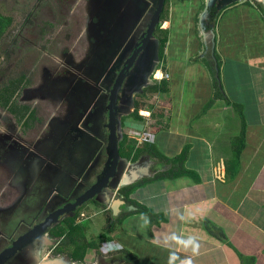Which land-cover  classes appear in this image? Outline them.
Listing matches in <instances>:
<instances>
[{
    "label": "flooded vegetation",
    "instance_id": "obj_1",
    "mask_svg": "<svg viewBox=\"0 0 264 264\" xmlns=\"http://www.w3.org/2000/svg\"><path fill=\"white\" fill-rule=\"evenodd\" d=\"M159 1L0 0V14L11 20L0 40V232L2 226L12 227L23 238L18 264L72 262L64 251L71 249L65 244L71 222L83 227L96 216L92 208H98L115 223L130 209L121 195L124 188L116 191L130 169L120 150L117 173L124 169L122 175L75 212L70 207L112 174V100L121 121L118 138L124 139L126 121L136 110H149L139 98L158 85L164 57L158 33L168 0L150 32ZM17 6L20 12L9 15ZM54 9L61 17L58 34ZM44 11L47 20L41 17ZM67 26L71 29L63 31ZM142 159L151 163L148 177L158 174L159 162ZM113 193L127 203L119 217L110 210ZM32 235L43 240L34 246L27 241ZM0 242L6 243L1 235ZM109 254L105 260L96 252L92 264H125L118 253Z\"/></svg>",
    "mask_w": 264,
    "mask_h": 264
},
{
    "label": "crops",
    "instance_id": "obj_2",
    "mask_svg": "<svg viewBox=\"0 0 264 264\" xmlns=\"http://www.w3.org/2000/svg\"><path fill=\"white\" fill-rule=\"evenodd\" d=\"M195 1L191 14L196 15L192 25L197 31V56L208 59L214 73V55L217 51L223 63L222 81L231 100L228 103L220 99L222 101L217 100L209 107L207 103L191 121L183 120L186 109L175 106L178 122L195 123L198 120V128H194L196 125L190 126L191 130L188 131L184 127L160 126L162 130L157 137L155 135L154 140L160 151L166 149L172 152L175 149L180 152L186 144H190L186 167L192 175L174 181L152 182L131 197L159 218L152 223L147 216L131 215L120 229H115L116 233L112 235H115V239L121 234L127 238L129 245L134 242L138 244L127 255H121L123 251L119 252L118 249V257L127 260L125 264H168L170 254L176 257L174 264H182L189 256L193 264H247L246 260L250 258H256V264H264V63L259 65L260 56L254 57L253 52L248 53V48L253 51V45L250 44L252 34H256L257 40L262 39L263 8L259 7L257 0L234 3L224 7L220 18L216 20V8H212L207 15L203 13L208 3L218 6L222 0ZM227 14L233 16L228 23L229 29L224 25ZM180 24L192 26L186 21ZM171 26V20L167 19L163 22V31H170ZM214 26L217 35L215 53ZM233 27L240 28L242 32L241 36H234L240 46L243 45L241 57L223 49L225 35L234 33ZM168 47L169 43L165 54ZM189 62L186 61L187 66ZM187 66L179 70L178 77L183 78L182 73ZM175 87L179 92L180 87ZM216 90L213 85L211 97L216 95ZM178 95L184 96L183 92ZM231 102L244 105L257 121L254 127L260 129L258 133L248 134L247 148L241 160L237 159L233 148L238 133L233 131L230 124L237 118L234 111L238 109ZM164 112L169 114V108ZM249 118L251 121V116ZM235 125L237 128L236 122ZM134 211L129 209L126 213ZM209 229L213 233H209ZM190 236L195 237L200 245L195 256L190 249L184 250L181 243ZM119 245L122 246L121 243ZM64 251L71 257V264H88L92 259L90 253L79 250L75 255L79 260L76 262L72 259L69 247H65ZM242 257H245L244 262ZM66 261L70 259L58 263L65 264Z\"/></svg>",
    "mask_w": 264,
    "mask_h": 264
},
{
    "label": "rangeland",
    "instance_id": "obj_3",
    "mask_svg": "<svg viewBox=\"0 0 264 264\" xmlns=\"http://www.w3.org/2000/svg\"><path fill=\"white\" fill-rule=\"evenodd\" d=\"M194 2L196 1L195 0H174V1L168 0L167 9H166L165 15L163 16V20L170 19L172 22L171 29L167 33L169 47L167 49L166 54H164V57H163L164 63H165L164 71L170 75L169 80H166L167 82H165L164 84V85L167 84L168 92L167 93L150 92L147 94L148 96L146 95V97L145 96L140 97L139 101L144 106V108L149 109L152 112L142 110L139 114L144 117V120L141 122L139 121L138 123L129 117L126 121L128 128L127 130L126 129L123 130L126 135H129V137L134 138L138 141V147L140 148L143 147L144 145L143 143L146 141L147 142L149 141L150 143H154L155 145H157L154 142L155 135L157 137L158 132H160L158 131V129L162 130L161 127L164 128L165 126L166 128H169L168 125L171 126L172 128H174V126L184 127L185 130H188V131L191 130L190 126L196 125L194 128H198V125H199L198 120L195 123L194 122L193 123L178 122L177 118H175L177 116V112L175 111L174 113L175 106L179 105V108L186 109V111L183 114V120L191 121L193 120L192 118L197 113H199L202 110V108L208 103V101L214 96H216L214 95L213 97H211L210 95L211 88L213 87V85H215V76L213 73V69L210 68V62L208 59H204V58L201 59V55L197 56V53H196L195 43L197 40V31L194 25H192V23L195 22L196 20V15L191 14L194 11L191 8L194 5ZM17 8H19L18 11L10 10L8 14L15 15L18 12H20L21 10L20 7L17 6ZM0 9H1V6H0ZM3 10L7 13L6 8H3ZM44 13L45 11L42 13L41 17L43 20H47V16ZM55 15H56L55 32L56 34H58V29H61L60 27L61 17H59L60 14L58 13L57 10H55ZM230 16H231L230 14H227V16H225V19H224V22H225L224 25H227V28H228V23L233 18V16L232 17ZM261 19L263 23L262 24L263 25L262 27L263 35H261L260 37L262 39L257 40L256 34L253 33L250 39V44L253 45V51L251 48H248V53L253 52L254 57L260 56L258 57L259 65H262L264 63V16L263 15ZM200 20H201V15L199 16V25H200ZM181 21L189 22V24L192 26H188V24H186V26H181L180 24ZM38 27L40 28L42 27L40 23H38ZM227 28L224 29L225 33L227 31ZM38 29H37V32H38ZM69 29L71 28L67 26V27H64L62 30L67 31ZM233 32L234 33L229 34V36L225 35V43H224L225 48L223 49L228 50V52L231 53V55H233L234 53H237L241 57L240 54L243 53V50H242L243 45L240 46V43L234 38V36L236 34L241 36L242 32H241V29L238 27H233ZM13 34L14 32H12V35ZM226 37H228V39ZM245 37L248 38V36H245ZM219 51H220V48H219ZM252 60L254 61L255 59H252ZM186 61H190L188 66H187ZM186 66H187V69H185L182 73L183 78L178 77L177 73L182 71V67H186ZM156 76L161 77V74L156 73ZM175 85H178L180 87L179 92H183L184 96L178 95L179 92L177 91V87H175ZM218 93H219L218 89L214 91V94H218ZM219 101H222V100H219ZM168 108L170 110V113L166 114L164 111L165 109H168ZM188 109H191V110L188 111ZM160 111L163 112L164 114L163 117H160L157 114ZM239 113H240L239 110L234 111V114L237 115V118H235V121L231 122L230 124V126H232L233 131L238 133L236 135L237 137H240L242 134V117L240 116ZM244 113L246 117L248 116L247 133L248 134L258 133L260 129L254 127L257 121L254 118L253 114L248 113L247 108L244 110ZM250 116H251V121L249 118ZM235 122L237 124L238 129L236 128ZM240 125H241V128H240ZM204 132L206 131L204 130ZM140 140L143 141V143H139ZM180 152L176 151L175 149L172 152L167 151L166 149H162L161 154H162V157H164L165 159H168V158H173L177 154H180ZM263 152H262L261 157L263 156ZM261 157L259 158V161L261 160ZM150 160L153 162L156 161L160 163L161 168L159 172L169 170L171 168V167H164L163 164L158 160H152V159ZM259 161L256 162L255 165L258 164ZM130 208L132 207L130 206ZM100 212L102 213L100 214ZM90 213L96 214V216L93 219L91 218L90 220L91 224H90L89 231H87L84 235V237L88 241L91 238L97 239L98 236L105 233V230L107 229V224H108L106 220L107 212H105V209L102 210L98 208H92ZM147 218L149 219L148 216ZM71 225H72V222H71ZM79 233L82 235L81 231ZM79 233L78 234L74 233V236L78 238V235L81 236ZM113 239H114V243H108L104 245L103 256H105V260L109 258V256H107V255H110L109 253H119L120 251H123L121 252V255L123 254L127 255V253L133 252L134 247H138L137 242H134L129 245L127 238L121 234L118 235L117 239H115V237ZM94 242H97V240H94ZM118 242L121 243L123 247L120 246ZM118 249H120L119 252H118ZM70 251L73 252L72 246H71ZM83 251L87 253L85 249ZM71 252L70 254L73 257V260L78 262L79 260ZM88 253L92 255V259L89 260L88 264L95 263L96 258H97L96 252L89 251ZM126 261L127 260L123 262L125 263Z\"/></svg>",
    "mask_w": 264,
    "mask_h": 264
},
{
    "label": "trees",
    "instance_id": "obj_4",
    "mask_svg": "<svg viewBox=\"0 0 264 264\" xmlns=\"http://www.w3.org/2000/svg\"><path fill=\"white\" fill-rule=\"evenodd\" d=\"M259 7L262 8V6L259 4ZM167 21V20H164ZM11 24V20L4 17L2 14H0V40L4 36V34L7 31L8 26ZM168 31H163V29L160 30L158 33L160 43H161V55L165 54V49L168 44V36H167ZM214 58L216 60L215 64V69H214V75H215V87L216 89L219 90V93L216 94L213 98H211L207 104V106H211L215 101L217 100H226L228 103H230V98L226 94V90L222 81V60L221 57L217 54V51L214 55ZM163 82V83H162ZM161 84L155 85L153 88L150 89L151 92H158V93H167L168 88L166 80H163ZM233 104L234 107H236L239 110V114L242 117V134L240 137H238L235 141V144L233 148H235V153L236 157L238 160L242 159V155L244 150L247 148V117L245 116L244 110L245 106L244 105H238V104ZM149 111V110H147ZM153 114V113H152ZM160 117H163V112L160 111L157 113ZM131 118L135 122H141L144 120V117L139 114V112L136 110L132 115ZM160 131V129H158ZM143 147L140 148L138 147V141L134 138L129 137V135H125L123 141L119 145V150H120V155L124 158H126L128 161L132 163H137L141 158L144 156L150 157L152 160H158L160 161L164 167H171L169 170H165L162 172H159L156 174L153 178L149 179H144L140 181L139 183H136L132 186H129L127 188H124L121 191V195L124 197L125 201L131 206L130 210H136L134 212H130L123 214L121 217L116 218L115 223H111L110 220L107 224V229L105 230V233L101 234L100 236L97 237V239H91V241H88L84 235L87 231H89L90 227V222H85L83 224V227H78L74 226L72 224L70 226L71 233L67 237V240L65 241V244L68 246L69 244L73 247L74 250V256L76 253H78L79 250L83 251L84 249L89 252V251H96L97 254L101 255L103 254L104 251V245L108 243H112L111 239L113 238L112 235L116 233V228L123 225L125 220L131 216V215H142L143 216H148L150 221L154 223L159 217L154 214L152 211H150L147 207L139 204L138 202L132 200V196L139 190L144 187H146L148 184L152 182H160V181H174L178 180L181 178H189L191 177V172L187 169L186 167V162L189 157V153L191 150L190 144H186L184 148L182 149L181 153L174 156L173 158H168L165 159L162 157L161 151L155 145L154 143L150 142H144ZM163 219V217H161ZM164 221V219H163ZM82 232V235L79 232ZM209 233H213L212 229L208 230ZM74 233H79L81 236L78 235V238L74 236ZM94 240H97V242H94ZM82 242V243H81ZM121 253V252H120ZM242 260L244 262L245 257H242ZM257 259L256 258H250L246 260L247 264H256ZM138 264H140L138 262ZM142 264V263H141Z\"/></svg>",
    "mask_w": 264,
    "mask_h": 264
},
{
    "label": "water",
    "instance_id": "obj_5",
    "mask_svg": "<svg viewBox=\"0 0 264 264\" xmlns=\"http://www.w3.org/2000/svg\"><path fill=\"white\" fill-rule=\"evenodd\" d=\"M247 0H222L220 5H214L213 3H208L205 12L203 13L204 15H207V13L212 9V8H216L217 9V18L216 20H218L221 16V12L223 11V8L234 4V3H238V2H245ZM251 1V0H250ZM164 2L165 0H160L158 5L159 7L156 9V12L153 13L152 17L154 19L151 20V30L150 32L154 31V28H157L158 24L161 22V16H162V12H163V7H164ZM259 4L262 6L263 8V13H264V0H258ZM223 6V7H222ZM264 15V14H263ZM203 16V15H202ZM215 29L216 26L213 27V35H214V48H213V53H215L216 47H217V42L215 41L217 35L215 33ZM205 36V33H204ZM116 100H112V103L110 105V110H111V116H110V123H109V127L111 129V134H110V143H109V147H108V154H109V165L111 167V171L112 174L110 176L104 177V184L101 185L97 183V185L92 189L91 195L88 197H85L82 201L77 202V204H73L70 209L71 212H75L77 208H80L82 205H84L86 202H88L89 200L93 199L95 197V195L98 194H102L103 189H106L107 183L110 179H112L114 176H116L117 174L119 176L122 175V173L124 172V169H119L118 173H117V167L121 161L120 159V155H119V143L123 140V135L120 134V138L117 137V125L120 123L121 121H118V115L116 113ZM115 109V110H114ZM118 123V124H117ZM119 124V125H120ZM128 162V165H130V169L129 171L126 172V174L122 177V180L120 182V187L118 188V190H116L117 192L120 191L123 188H127L129 186H132L136 183H138L140 180L145 179L149 176V170L151 167V163L149 162H143V159L140 160L138 163H133L130 164L128 160H126ZM126 163V162H125ZM127 169V170H128ZM111 196V195H110ZM112 199V200H111ZM111 201V207L110 210L114 212V217H119V215L124 212V210L127 207V203L120 198L119 196H113L110 198ZM68 211L64 212V214H67ZM60 215H57V219ZM56 221V220H55ZM12 227H7L4 228V226L1 227V231L0 235L2 236V239L4 240V242H6L5 244L0 242V264H18L21 261V253L22 251L19 249L18 247V242H20L19 244L21 245L22 239L20 238L19 235L16 234L15 231H11ZM33 234V233H32ZM40 238L39 236L33 237V235L27 240H31L33 242V245H38V240H43L38 239ZM36 239V240H34ZM29 256V255H28ZM65 264H71V261H66Z\"/></svg>",
    "mask_w": 264,
    "mask_h": 264
},
{
    "label": "clouds",
    "instance_id": "obj_6",
    "mask_svg": "<svg viewBox=\"0 0 264 264\" xmlns=\"http://www.w3.org/2000/svg\"><path fill=\"white\" fill-rule=\"evenodd\" d=\"M163 60V59H162ZM158 69V68H157ZM161 84V83H160ZM147 111V110H146ZM148 112H150V111H148ZM147 139V138H146ZM146 139H145V141H146ZM143 141H141L140 140V143H142ZM149 142V141H148ZM156 175V174H155ZM155 175H153V176H155ZM153 176H150V177H148V178H145V179H149V178H152ZM142 180H144V179H142ZM142 180H140V181H142ZM139 181V182H140ZM138 182V183H139ZM142 216H143V214H142ZM181 219H183V217H181ZM181 243H182V245H183V249L184 250H191V253H192V255L193 256H195V255H197L198 254V252H199V248H200V245H199V243H198V241L196 240V238L195 237H188L186 240H183V241H181ZM175 259H176V257L174 256V255H172V254H170L169 255V261H168V264H174V261H175ZM182 264H193V260H192V257L191 256H189V257H186L183 261H182Z\"/></svg>",
    "mask_w": 264,
    "mask_h": 264
},
{
    "label": "built area",
    "instance_id": "obj_7",
    "mask_svg": "<svg viewBox=\"0 0 264 264\" xmlns=\"http://www.w3.org/2000/svg\"><path fill=\"white\" fill-rule=\"evenodd\" d=\"M164 59L160 62L157 71L161 72V77H158L157 84H160L163 80H169L170 75L164 71L165 69Z\"/></svg>",
    "mask_w": 264,
    "mask_h": 264
},
{
    "label": "bare ground",
    "instance_id": "obj_8",
    "mask_svg": "<svg viewBox=\"0 0 264 264\" xmlns=\"http://www.w3.org/2000/svg\"><path fill=\"white\" fill-rule=\"evenodd\" d=\"M158 73H160L161 74V72H158ZM162 75V74H161ZM145 114V113H144Z\"/></svg>",
    "mask_w": 264,
    "mask_h": 264
}]
</instances>
